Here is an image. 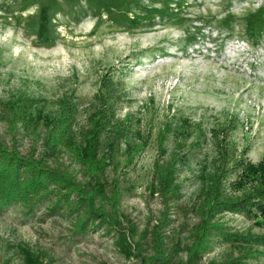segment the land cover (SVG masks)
<instances>
[{
	"label": "rangeland",
	"instance_id": "obj_1",
	"mask_svg": "<svg viewBox=\"0 0 264 264\" xmlns=\"http://www.w3.org/2000/svg\"><path fill=\"white\" fill-rule=\"evenodd\" d=\"M105 77L128 95L102 143L110 160L104 180L120 178L124 226L150 231L167 211L168 251L180 242L183 248L199 222L197 171L213 156L212 130L235 128L229 134L237 155L250 166L264 161V0H0V144L26 158H43L45 127L63 98L79 106L80 137ZM21 96L39 105L31 127L14 133L2 117L6 105ZM169 123L175 129L191 126L185 152L196 135L203 142L178 178L177 197L165 202L148 186L159 157V132ZM140 139L148 146L125 169L127 149ZM177 140L171 132L164 159ZM48 166L83 181L66 151ZM231 182L252 184L237 176ZM56 202L55 194L0 212V264H24L20 245L45 264H137L119 253L105 230L77 234L76 216L66 206L53 211ZM220 219L234 232L264 234V216ZM241 255L239 247L216 244L200 264ZM185 258L176 253L173 261ZM250 264H264V257Z\"/></svg>",
	"mask_w": 264,
	"mask_h": 264
},
{
	"label": "trees",
	"instance_id": "obj_2",
	"mask_svg": "<svg viewBox=\"0 0 264 264\" xmlns=\"http://www.w3.org/2000/svg\"><path fill=\"white\" fill-rule=\"evenodd\" d=\"M127 97L113 78L105 77L95 95L97 107L88 118L86 132L80 137L75 135L79 106L71 99H61L54 118L45 127L41 159L34 155L26 158L16 148L9 149L0 144V212L13 205L28 204L34 198L46 200L56 194L53 211L60 206L68 207L76 216L77 234L105 230L114 239L119 253L127 260H136L137 264H200L216 244L239 247L242 255L208 264H250L263 258L264 234L248 230L234 232L220 219L226 215L249 219L264 216V161L259 166H250L237 155L236 145L229 134L235 128L212 130L213 156L206 159L197 171L199 222L192 227L185 247L182 248L180 242L168 251L165 230L171 221L167 211L150 231L139 233L137 229L124 226L120 178L110 184L104 180L110 160L102 153V143L105 133L115 123L118 106ZM38 105L37 100L21 96L6 105L2 121L14 133L19 127L30 128L31 115ZM184 125L175 129L172 124H165L158 136L159 157L154 163L153 181L148 190L152 196L158 195L165 202L177 197L181 188L178 178L183 168L191 167L194 152L202 147L203 136L198 134L190 150L184 151L188 138L192 136L191 126ZM171 132L179 140L166 160L163 158L167 153L164 143ZM147 146L144 139H140V144L130 145L124 168L131 167ZM61 151L68 152L80 166L83 181L48 166V160L57 158ZM233 176L252 184L239 187L237 183H230ZM19 253L24 264H45L42 256L26 246L20 245ZM176 253L185 254V260L173 261Z\"/></svg>",
	"mask_w": 264,
	"mask_h": 264
}]
</instances>
